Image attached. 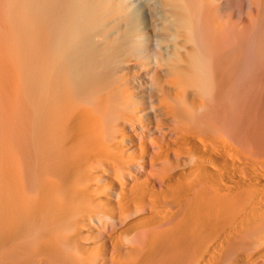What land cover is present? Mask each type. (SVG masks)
Wrapping results in <instances>:
<instances>
[{"label": "bare ground", "instance_id": "6f19581e", "mask_svg": "<svg viewBox=\"0 0 264 264\" xmlns=\"http://www.w3.org/2000/svg\"><path fill=\"white\" fill-rule=\"evenodd\" d=\"M0 264H264V0H0Z\"/></svg>", "mask_w": 264, "mask_h": 264}]
</instances>
